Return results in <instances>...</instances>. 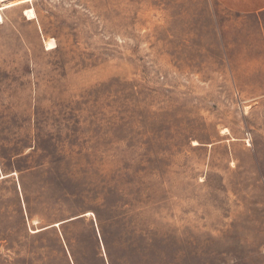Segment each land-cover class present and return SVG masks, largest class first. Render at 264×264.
I'll return each mask as SVG.
<instances>
[{"label":"rangeland","instance_id":"rangeland-1","mask_svg":"<svg viewBox=\"0 0 264 264\" xmlns=\"http://www.w3.org/2000/svg\"><path fill=\"white\" fill-rule=\"evenodd\" d=\"M1 14L0 264H75L69 245L104 264L103 234L129 264H264V13L34 0Z\"/></svg>","mask_w":264,"mask_h":264},{"label":"trees","instance_id":"trees-1","mask_svg":"<svg viewBox=\"0 0 264 264\" xmlns=\"http://www.w3.org/2000/svg\"><path fill=\"white\" fill-rule=\"evenodd\" d=\"M112 220H113V226L115 227L114 236L117 239L120 240V239H122V237H123L122 235H124V233L121 231V228H119L118 222L116 220H114V219H112ZM99 221H101V218L100 217H99ZM47 229H45V230H47ZM42 231H44V230H42ZM42 231H38V232H42ZM101 238H102V241L105 243L106 259L104 261V264H129V261L127 259L128 258V255L124 251L125 250V247H124V244L122 242H119V247L121 249L118 252V254H112V252L110 251V246H108V241H107L106 236H104V234H103V236H101ZM65 242H68V238H67V241L65 240ZM66 250H67L68 254L70 255V258H72V260L74 261V263L75 264H78V258H76V256H75L74 252L72 251V248L70 247V245H69V247L66 246Z\"/></svg>","mask_w":264,"mask_h":264},{"label":"crops","instance_id":"crops-1","mask_svg":"<svg viewBox=\"0 0 264 264\" xmlns=\"http://www.w3.org/2000/svg\"><path fill=\"white\" fill-rule=\"evenodd\" d=\"M222 6L233 12L249 15L264 13V0H217Z\"/></svg>","mask_w":264,"mask_h":264},{"label":"bare ground","instance_id":"bare-ground-1","mask_svg":"<svg viewBox=\"0 0 264 264\" xmlns=\"http://www.w3.org/2000/svg\"><path fill=\"white\" fill-rule=\"evenodd\" d=\"M32 1L34 0H0V2L2 3V6H0V23L3 22V16L1 14L2 10ZM24 13L29 20H33L36 18V13L33 8L26 9ZM46 45L48 49H54L57 46V42L55 41V39L52 38L46 43ZM37 231H39V229Z\"/></svg>","mask_w":264,"mask_h":264},{"label":"water","instance_id":"water-1","mask_svg":"<svg viewBox=\"0 0 264 264\" xmlns=\"http://www.w3.org/2000/svg\"><path fill=\"white\" fill-rule=\"evenodd\" d=\"M73 219H75V218H73ZM70 220H71V219H70ZM63 223H64V222H63ZM53 226H55V225L45 226V227H43V228H40L39 231L45 230V229L50 228V227H53ZM56 226H57V225H56Z\"/></svg>","mask_w":264,"mask_h":264}]
</instances>
